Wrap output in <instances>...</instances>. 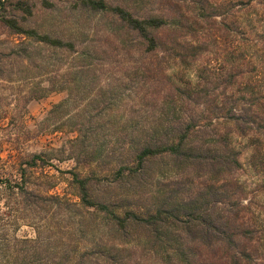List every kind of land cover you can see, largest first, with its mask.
I'll list each match as a JSON object with an SVG mask.
<instances>
[{"label": "rangeland", "instance_id": "obj_1", "mask_svg": "<svg viewBox=\"0 0 264 264\" xmlns=\"http://www.w3.org/2000/svg\"><path fill=\"white\" fill-rule=\"evenodd\" d=\"M17 1L30 13L13 9ZM103 1L136 16H164L168 25L161 34L165 36L172 35L174 25L182 26V31L185 26L191 30L187 40H199L203 51L181 67L171 59L163 61L159 54L142 60L135 46L132 54L123 53V45L134 42L130 34L109 23L108 14L81 7L80 0H7L3 12L14 14L23 28L70 41L74 52L51 48L0 24V264H75L78 251L109 238L105 220L85 219L84 234L75 225L76 214H64L49 198H72L69 170L75 162L65 158V148L76 132L68 123L94 127L86 129L87 136L102 152L107 149L96 177L91 176L99 190L111 195L133 191L147 201L160 185L173 180L177 171L166 158L151 162L145 178L124 176L117 185L112 176H103V170L109 160L120 157L123 139L163 120L167 104L177 107L165 115L168 118L181 108L184 114L201 116L202 101L186 102L174 91L170 96L173 89L167 90L172 78L192 83L197 74L210 82L206 86L213 101L234 106L240 116H255L251 125L259 131L244 135L235 129L231 137L240 162L233 180L246 207L240 213L242 223L251 227L264 222V152L259 151L254 160L250 157L256 138L264 150V0ZM20 48L26 50L27 59L10 53L11 49L21 52ZM142 61L150 69L147 74ZM228 81L222 96L220 88ZM31 154H43L45 161L33 170L23 163L21 176L19 162ZM15 184L34 191L38 198L17 193ZM110 238L116 239L112 234ZM129 238L121 252L125 260L161 264L141 233Z\"/></svg>", "mask_w": 264, "mask_h": 264}, {"label": "trees", "instance_id": "obj_2", "mask_svg": "<svg viewBox=\"0 0 264 264\" xmlns=\"http://www.w3.org/2000/svg\"><path fill=\"white\" fill-rule=\"evenodd\" d=\"M5 4L7 0H0V24L12 33L24 34L66 53L74 52V44L70 41L40 34L32 28H23L14 14L3 12ZM80 5L95 13L108 14L111 19L109 23L119 25L131 35L130 41L134 39V42L123 45L125 55L132 54L135 46L134 50L142 60L159 54L163 61L171 59L180 66L195 60L203 51V44L199 40H187L186 34L191 30L188 31L185 26L182 31V26L174 25L171 36L162 35L161 32L168 25L164 16H136L123 6H112L103 0H80ZM12 6L15 10L30 13L21 1ZM10 53L26 59L29 57L24 48L21 52L11 49ZM141 68L144 74L150 70L143 61ZM228 76L233 77L230 73ZM177 81L172 78L167 90H173L166 93L172 96L174 91L179 99L186 102L191 100L194 104L202 101L201 116L184 114L181 108L177 110V115L168 118L165 115L173 114L177 107L167 104L166 112L161 114L164 115L163 120L146 124L139 129L140 134L123 139L125 142L120 146V157L109 160L103 170V176H112L117 185L124 176L145 178L151 162L157 157L166 158L170 167L177 171L176 176L160 185L156 194L146 198L147 201L133 191L111 195L99 190L91 176L96 177L95 169H99L102 158L108 153L107 149L102 152L95 140L89 139L86 129L91 126L66 124L76 132L65 148V158L75 162L73 169L69 170L72 198H49L57 203L64 214H76L78 220L75 225L82 233L85 234L87 226L85 219L94 221L92 218H97L105 220L110 234L108 239L105 237L95 241L88 250L78 251L75 264H131L130 259L125 260L121 252L130 241L127 238L136 232L145 238L150 251L157 254L161 264H264V222L251 227L242 223L240 213L246 207L240 202L233 180L240 162L239 152L232 146L231 137L235 129L244 135L256 130L251 125L255 116H240L236 114L234 106L213 101L208 96L209 88L206 86L210 82H206L200 74L195 76L192 83L190 80L183 84ZM229 81L220 88L222 96L226 95ZM61 105L57 104L54 108ZM222 123L221 131L219 126ZM262 124L261 129H264ZM255 140L258 141L257 138ZM255 140L250 152L252 160L258 158L259 151L264 152ZM42 156L31 154L25 162H19L18 173L23 175V163L30 170L39 162L43 164L45 160ZM92 164L94 167L91 168ZM80 168H86V172L82 174ZM15 185L19 190L17 193L38 198L34 191ZM111 234L115 240L110 238Z\"/></svg>", "mask_w": 264, "mask_h": 264}]
</instances>
